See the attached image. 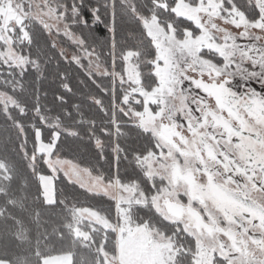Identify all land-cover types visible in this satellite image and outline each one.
<instances>
[{
    "label": "snow or ice",
    "instance_id": "snow-or-ice-1",
    "mask_svg": "<svg viewBox=\"0 0 264 264\" xmlns=\"http://www.w3.org/2000/svg\"><path fill=\"white\" fill-rule=\"evenodd\" d=\"M57 55L108 80L107 105L88 95L107 121L41 103ZM0 118V264H264V0H0ZM62 136L115 173L62 158ZM60 173L109 206L58 189Z\"/></svg>",
    "mask_w": 264,
    "mask_h": 264
},
{
    "label": "trees",
    "instance_id": "trees-1",
    "mask_svg": "<svg viewBox=\"0 0 264 264\" xmlns=\"http://www.w3.org/2000/svg\"><path fill=\"white\" fill-rule=\"evenodd\" d=\"M119 2V0H117ZM123 28L121 29V34L118 37L119 39H124L127 37L128 33L132 30H136V25L134 23H130L125 19L123 21ZM138 34V32H137ZM108 35L107 29L105 28V25L103 23L99 24L98 26H94V34L92 37H90V42L95 43V46L97 47L98 51L107 52L106 48H103L102 45L105 43V37ZM62 42L70 47L71 49H74V45L70 42V40H67L62 36ZM51 54V53H50ZM57 61L59 62V66L57 67ZM111 61L110 59H106V66L110 65ZM57 72H65L68 75V80L66 81L69 83V86L71 87L72 91L67 92L63 89L61 80L56 75ZM33 79V77H29L28 81L26 83L30 82ZM93 80H95V83H93ZM107 79H101L99 76H93L92 78H89L84 68H80L77 66L74 62L69 63L63 59H60L57 55V58L53 60V62L47 66V70L45 72V78L42 80V82L38 85L40 88L41 93V103L46 105L49 109H53L52 114H56L57 111H59L58 108V101L55 100V97L57 95H63L65 97V100L68 101V104H82V110L85 112L86 117L88 119H96L97 124H100V121L104 120L107 121V117L102 113L99 112L97 109V106L92 104L90 99H88V95H95L98 98L102 99L107 105L109 103V97L107 94H105L100 88H98L97 84H107ZM47 93L45 96L44 94ZM4 126L3 119L0 118V129H2ZM100 135V138L104 141H108V138L104 136L102 133L98 131L97 133ZM45 135H47V132H45ZM63 146H62V158H66L69 160H72L73 162H76L77 164H80L82 166L86 167H94L95 169H98L99 171H102L105 173V175L113 174L116 171V164L115 161L112 162L111 166L107 163H105L103 160H98L97 157V149L95 147L94 141H89L86 137L83 139H72L71 137H64L62 136ZM113 140H115V137H113ZM121 142V146L127 145H133L138 146L144 143L142 139L137 140L135 136L133 135L130 139H127L126 141L121 138L119 141ZM19 143L18 141L16 142ZM12 145H9V149H11ZM29 149L32 147L31 139L29 140L28 144ZM3 149V133L0 132V150ZM110 152V149H106V154ZM10 156L17 162L21 172H23L29 181V187L28 191L31 193V195L34 197L36 195L35 192V184L33 182V178L31 177L30 172H28L25 168V164L22 161L21 157L9 152ZM41 168L46 169V165L41 164ZM119 168L121 172H123L125 169H127L129 172L132 170V166L129 165L127 161L121 160L119 164ZM93 174H96L94 171ZM56 185L58 189H63L66 193L67 192H74L78 197L79 200L85 205H95L97 207H108V202L106 199L101 198H91L88 195L84 194V190L80 189L78 185H74L70 183L67 178H65L63 175H60L56 181ZM45 219H48L47 216H45Z\"/></svg>",
    "mask_w": 264,
    "mask_h": 264
},
{
    "label": "rangeland",
    "instance_id": "rangeland-1",
    "mask_svg": "<svg viewBox=\"0 0 264 264\" xmlns=\"http://www.w3.org/2000/svg\"><path fill=\"white\" fill-rule=\"evenodd\" d=\"M65 38V37H64ZM58 39H60L61 41H62V36L61 37H59ZM67 39V38H66ZM68 40V39H67ZM71 42V41H70ZM72 43V42H71ZM61 47H63L68 53H69V55H71V53H73V52H75L76 51V48L74 47V49H71L70 47H68V46H66L63 42L61 43ZM83 64L85 65V66H87V64H88V60H87V58H84L83 59ZM106 66V65H105ZM253 86L254 87H256L257 88V90H259V88H260V86H259V84H256V83H253ZM66 159V158H65ZM69 160V159H68ZM72 161V160H71ZM73 162V161H72ZM73 163H76V162H73ZM82 166V165H81ZM60 175H63V173H60L59 175H58V177L60 176Z\"/></svg>",
    "mask_w": 264,
    "mask_h": 264
}]
</instances>
